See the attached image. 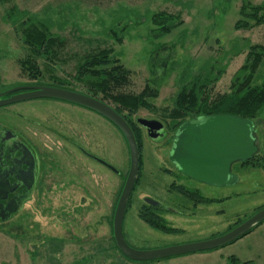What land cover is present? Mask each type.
<instances>
[{"label":"rangeland","instance_id":"obj_1","mask_svg":"<svg viewBox=\"0 0 264 264\" xmlns=\"http://www.w3.org/2000/svg\"><path fill=\"white\" fill-rule=\"evenodd\" d=\"M244 2L264 4V0L0 1V92L20 85L52 83L86 92V81L91 79L78 75V67L86 58L110 49L111 59L129 72L127 85L117 93L137 95L147 87L156 94V98L148 99L151 110L140 109L131 117L133 122L159 121L168 132L162 142L153 143L139 128L137 185L123 223L125 240L135 250L210 240L264 207V171L260 168L235 165L237 182L215 188L188 180L169 161L176 123L166 115L180 89L199 79L210 98L228 94L249 48H264V26L250 31L234 29ZM13 9L43 24L48 35L56 38L58 45L49 57L33 56L23 44L20 27L15 30L4 21ZM157 13L177 16L183 25L155 39L157 28L151 20ZM28 63L38 75H30ZM34 76L36 80L31 78ZM254 85H264V59ZM106 103L115 108L110 101ZM0 121L11 127H26L25 133L44 163L39 185L42 190L16 217L0 220V264H140L119 254L111 234L114 207L129 167L128 148L120 132L96 113L54 100H32L1 109ZM254 125L258 153L253 163H263L264 110ZM67 139L117 173L83 158ZM173 185L189 192L198 190L204 199L219 202L194 205L173 191ZM74 186L79 189L71 192ZM59 187L68 191L55 190ZM145 199L158 202L165 210L158 215L180 233L163 235L145 225L139 219ZM230 258L237 264H264V223L218 250L150 264H231Z\"/></svg>","mask_w":264,"mask_h":264},{"label":"water","instance_id":"obj_2","mask_svg":"<svg viewBox=\"0 0 264 264\" xmlns=\"http://www.w3.org/2000/svg\"><path fill=\"white\" fill-rule=\"evenodd\" d=\"M20 91L28 92L12 95ZM8 95L12 96L2 99ZM40 99L64 102L96 113L111 123L124 138L128 148L129 167L113 211L111 230L115 247L127 260L134 263H151L215 251L235 243L264 223V208H262L232 230L210 240L158 250L133 249L126 242L123 233L124 218L137 182L140 161L137 142L130 126L122 116L101 101L50 86H18L4 90L0 92V108ZM135 122L145 131L151 142L160 143L166 138L164 125L161 122L145 119H136ZM254 133L255 125L252 121L234 116L220 115L205 120L187 121L174 133L169 161L182 176L195 183L215 188L231 186L237 182L231 167L236 163L249 161L258 153ZM101 164L104 162L101 161ZM107 167L113 173H117L111 166L107 165ZM144 203L154 208H162L158 202L149 199H145ZM8 218H0V220L6 222Z\"/></svg>","mask_w":264,"mask_h":264},{"label":"trees","instance_id":"obj_3","mask_svg":"<svg viewBox=\"0 0 264 264\" xmlns=\"http://www.w3.org/2000/svg\"><path fill=\"white\" fill-rule=\"evenodd\" d=\"M24 16L27 18L25 19ZM238 18V21L234 25L236 31H250L254 28L264 26V4L252 6L251 4L244 2L239 8ZM4 21L10 23L15 30L17 27H20L23 44L35 57H49L51 51L58 45L56 38H52L48 35L49 33L46 27L29 18L25 12H19L13 9V12L9 13ZM151 24L157 28L153 32L155 39L168 36L173 30L183 25L179 20V17L164 13L155 14L152 17ZM111 54L112 52L110 49L101 50L97 54L86 58L84 60L85 62L78 67V75L86 74V76L89 75V78L91 79L86 81L88 82L86 84L87 91L80 94L101 101L106 105H108L106 103L108 101L113 103L115 108L110 107L122 116L130 126L140 153V130L136 122L131 120V117L140 109L151 110L152 106L148 103V99L156 98V94L152 93L147 87L137 95L117 93L121 87L127 85L129 72L126 71L117 60L111 59ZM263 59V47H250L242 67H240L233 76L231 91L228 94L218 95L213 99L210 98L205 94V84H202L199 79L189 85L183 86L174 99L172 110L166 115L167 119L176 123V129L174 132H176V130L187 121L205 120L220 115L234 116L254 123V120L257 119L264 110V85H254L256 72ZM27 70L31 76L39 74L38 72H35L36 70L31 63H28ZM31 78L36 80L37 77L34 76ZM213 81H210V83ZM49 86L76 92L75 89L63 84L52 83L49 84ZM111 90L116 93H111ZM124 113H126V115H124ZM256 156L240 165H242L243 168H260L264 171V162L253 163ZM172 190L187 201L192 202L194 205L219 202L218 200L204 199L201 197L198 190L189 192L181 186L177 187L174 185L172 186ZM163 211H165L163 208H154L145 204L142 208V212L139 214V219L149 228L163 235L179 234V230L169 228L164 219L158 215L159 212ZM254 229H252L247 235L252 233ZM229 261L231 264H237V260L234 258H230Z\"/></svg>","mask_w":264,"mask_h":264},{"label":"flooded vegetation","instance_id":"obj_4","mask_svg":"<svg viewBox=\"0 0 264 264\" xmlns=\"http://www.w3.org/2000/svg\"><path fill=\"white\" fill-rule=\"evenodd\" d=\"M20 86L31 87V86H45V85L26 84ZM25 92L28 91H20L12 95H18ZM12 95H8L2 99L10 98ZM10 106H14V105L2 107L0 108V110L9 108ZM15 118L24 121V118H22L21 115L15 114ZM26 129H27L26 127L19 124H15L14 127H11L0 121V218L9 217L7 221L11 220L10 217H16L18 214H20L23 206L31 200L33 195L38 193V190H42L43 188L40 187L39 185L41 183V179L43 178L41 172L44 163L41 162V159L39 158L37 146L35 145L33 140L29 138L25 133ZM164 131L167 137L168 132L165 130V128ZM254 139L257 143L256 129L254 133ZM67 143L68 145L73 147L75 152L81 155L83 158L91 160L95 162L98 166H101L112 172L107 167L108 164L106 162L103 161L104 164H101L102 161L101 159H98L94 155L85 152L74 141H70L67 139ZM240 164L241 163H236L231 167V172L234 175L235 173L233 172V167L235 165H240ZM176 171L178 172V170ZM71 181H75V180H71ZM71 189H72L71 192H74L78 190L79 187L74 186ZM55 190H62L63 192H66L68 191V188L59 187L56 188ZM83 204H85L84 200H82V205Z\"/></svg>","mask_w":264,"mask_h":264}]
</instances>
